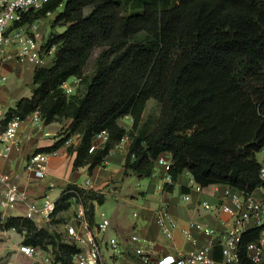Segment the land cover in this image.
<instances>
[{"label":"trees","instance_id":"16d2710c","mask_svg":"<svg viewBox=\"0 0 264 264\" xmlns=\"http://www.w3.org/2000/svg\"><path fill=\"white\" fill-rule=\"evenodd\" d=\"M61 5L52 26L65 29L46 38V47L55 49L53 63L33 70L31 96L19 99L7 117L14 112L24 120L39 110L45 124L71 119L61 137L35 151L50 152L80 134L73 168L90 172L127 136L123 176H150L166 154L173 162L168 190L183 172L201 187L223 184L244 195L264 189L257 158L264 148V0H50L23 22L41 20ZM96 48L102 51L87 79L84 68ZM70 77L86 84L83 95L64 91ZM149 99L160 106L158 120L139 134ZM125 116L130 131L119 123ZM102 131L107 140L89 152ZM73 200L94 224L93 202L102 204L103 195L70 183L47 228L24 216H9L2 227L24 232L22 244L50 245L54 262L73 264L79 247L51 228L65 223L58 214ZM263 230L261 224L242 233L240 264H252L246 244Z\"/></svg>","mask_w":264,"mask_h":264},{"label":"built area","instance_id":"2783aa9c","mask_svg":"<svg viewBox=\"0 0 264 264\" xmlns=\"http://www.w3.org/2000/svg\"><path fill=\"white\" fill-rule=\"evenodd\" d=\"M49 1L0 0V90L4 82L1 69L5 60L14 58L21 64L29 63L35 68L47 66L45 57L51 55L53 47H46V39L34 30L40 20L28 23L23 22V18L30 12L39 10ZM62 87L67 94L72 92L71 85H67L66 82ZM9 109L0 100V159L8 158L12 146L17 141L20 124L25 119L29 120L31 127L44 124L39 110L33 111L22 120L14 112H11L10 117L7 118ZM106 140L107 133L105 131L97 134L89 152ZM56 154V150L33 151L25 160V171L39 176L45 175L49 157ZM260 154L264 157V148ZM172 163L171 156L166 154L160 155L156 160L165 184L173 183L172 175L169 172ZM260 176L264 179V162H261ZM85 183L89 184V179ZM190 183L196 190H201V186L192 177ZM178 197L182 201H188L191 198L190 194L186 192L179 193ZM226 199H229L228 203L225 202ZM55 202L48 193H45L41 196L40 203H37L35 198L18 187L10 174L0 170V208L4 211H11L18 205H23L25 208L24 217L34 219L36 214H40L49 222L55 210ZM198 205L205 210L217 213L220 223L225 226L224 229L216 232L212 228L190 221L186 227L180 229V233L190 244L189 249L176 254L161 255L155 262L151 260L153 244L133 234L130 241L134 245V253L142 264H214L216 261L212 257V244L200 243L193 237L191 228H196L215 239V243L220 248L222 264H240L239 242L242 239V233L247 229V223L251 222L253 226H258L264 222V200L255 198L251 193L244 195L227 187L220 203L213 205L202 200ZM72 206H74V210L71 213V222L65 225V234L80 249L72 256L73 264H103L101 252L104 247L108 248L111 256L122 257L124 255L122 243L116 237H109L103 241L110 226V220L103 211L99 213V221L91 225L86 218L82 204L73 200ZM221 215H226L227 218L222 219ZM155 223L159 231L167 238H171L178 228L165 204L156 210ZM18 250L28 257L40 258L42 264H60L54 262L53 258L40 247L20 244ZM246 257L252 264H264L262 244L259 241L248 242Z\"/></svg>","mask_w":264,"mask_h":264},{"label":"crops","instance_id":"0c3cea01","mask_svg":"<svg viewBox=\"0 0 264 264\" xmlns=\"http://www.w3.org/2000/svg\"><path fill=\"white\" fill-rule=\"evenodd\" d=\"M34 30L44 37L45 27H42L40 23L36 25ZM53 60L51 64H48L46 67H50ZM25 64L26 66L27 64L32 66L33 70L35 69L33 65L29 63L21 64L14 58L5 60L1 69L4 79L6 75L13 70L18 71V73L21 72ZM66 84L71 85V93H73L74 90L76 91L79 79L77 77H70L66 81ZM32 88L33 86L30 84L31 94ZM5 91V85L2 84L0 90V100L2 102ZM18 100H16V103ZM127 118L130 117L127 116ZM70 120L69 118H61L58 121L48 124L44 123L38 127H31L29 120L25 119L20 124L17 141L12 146L8 158L0 159V170L10 174L18 187L25 190L32 198H35L37 203H40V198L45 193H48L49 196L56 201L62 194L64 187L70 183L101 193L103 195L102 204H97L95 201L93 202L95 222L99 221L100 206L103 205L107 199L113 198V202L109 206V209L112 211L111 217L109 218V229H111V233L113 234L110 237H116L122 243L124 255L122 257H115L109 254L110 257H114L111 264H142L133 251L134 245L130 241V237L133 234L153 244L151 260L155 262L161 255L176 254L189 249L190 244L182 236L180 229L186 227L190 221L200 223L207 228H212L216 232H220L224 229L225 226L220 223L217 213L203 209L198 203L202 200L213 205L220 203L224 196V191L228 186L223 184H211L201 187V190L198 191L191 186V175L188 172L180 174L173 186H171L172 189L168 190L165 188L163 174L160 168L156 166L150 176L137 179L136 185L139 188L138 190H135V192L129 195L125 194L122 197L123 180L131 175L123 176L122 174L123 164L127 156L129 145L127 136L119 143L115 144L110 153L105 156L102 165L95 166L90 172H88L87 166L76 169L73 168V160L75 157L74 149L81 141V135L75 134L71 136L65 144L55 149L57 151L56 155L49 157L48 169L45 175L39 176L37 174L27 173L24 169V163L29 154L40 147L50 146L56 139L61 137L70 123ZM93 140H95V138ZM68 147L71 148V151L67 149ZM82 178L83 180H81ZM87 179H89V184L85 183ZM127 188L131 190L132 187ZM183 192L190 194V200L182 201L179 199V193ZM251 195L260 200H264V189L257 188ZM123 200L134 207L131 217L127 218L126 215L122 213V209L119 212L120 204ZM225 202L228 203L229 199H226ZM163 204L167 206L178 227L171 238L165 237L159 231L155 223V212ZM71 209L74 210L72 204L67 212H70ZM0 212L2 214V220L5 221L9 216H24L25 208L23 205H18L11 211H4L0 208ZM60 214H58V216H61ZM221 218L226 219L227 217L226 215H221ZM32 220L39 228H47L49 225V222L40 214H36ZM70 222L71 219L61 224L64 230L66 223ZM262 224H264V222ZM251 227H254L253 224L251 222L247 223V228ZM191 233L200 243H211L212 257L216 261L214 264H222V262H220V248L217 243H215V239L212 236L203 234L196 228H191ZM106 239L108 238L104 235L103 241H106ZM258 241L262 244L264 254V230ZM104 249L109 252L107 247H104Z\"/></svg>","mask_w":264,"mask_h":264},{"label":"rangeland","instance_id":"374dc122","mask_svg":"<svg viewBox=\"0 0 264 264\" xmlns=\"http://www.w3.org/2000/svg\"><path fill=\"white\" fill-rule=\"evenodd\" d=\"M62 10V5L57 8L55 12H52L48 14L45 18L40 20V24L42 27H45L44 30V37L45 39L49 35L51 31L54 32H62L65 29V26L63 25H56L52 26V20L55 14L59 11ZM88 8L84 9V13L86 14L88 12ZM130 11L129 9L127 12ZM38 23V24H39ZM102 49L96 48L93 50L91 57L89 58L87 64L85 65L84 71L85 75L87 76V79L90 78L92 71L94 70L96 66V60L101 53ZM55 57V49H52L51 55L45 57V62L46 64H51V61ZM32 66L26 64L22 67L21 72L18 73V71H11L8 75H6L3 84L5 85L6 91L5 94L2 97L3 100V105L6 108H13L16 104V100H18L21 97H27L30 96L31 94V89H30V84H31V77H32ZM86 88L85 83L79 82L76 91L74 90L73 93H75L78 97L83 95L84 91ZM72 93V94H73ZM1 96V94H0ZM160 112V106L159 104L153 100L149 99L146 103L141 122L139 123L137 133L139 134H146L152 131V129L155 127L158 116ZM129 117V116H128ZM119 123L123 125L127 131L131 130V118H127L125 116L124 118H121L119 120ZM257 158L260 162H264V157L261 154L257 155ZM138 177L135 175H129L123 180L122 184V197L127 194H132L135 192V190H138V186L136 185ZM83 180V178L81 179ZM127 187H132L131 190L128 189ZM109 198V197H107ZM113 202L112 199H107V201L100 206V212H104L106 217L110 218L112 211L109 209L110 204ZM122 209V213L126 215V217H131L132 212L134 210V207L131 206L127 201L123 200L120 204L119 212ZM73 209L70 210V212H65L60 214L63 219H65V222L69 221L71 218V213ZM5 221L2 220V214L0 212V264H42L41 259L38 257H28L24 254H22L18 250V246L22 244V238L23 234L19 233L17 230L13 229H4L2 225L4 224ZM51 228L56 229L58 232L61 233L62 240L64 241H71V238L66 236L64 227L62 225H55L52 224ZM110 228V227H109ZM107 230L105 237L109 238L113 234L111 233V229ZM21 239H20V238ZM47 254L53 258V248L49 245L47 249L45 250ZM110 251L108 252L105 249H102L101 252V261L103 263H108L111 264V261L113 260L114 257L109 256ZM111 258V260H110Z\"/></svg>","mask_w":264,"mask_h":264}]
</instances>
